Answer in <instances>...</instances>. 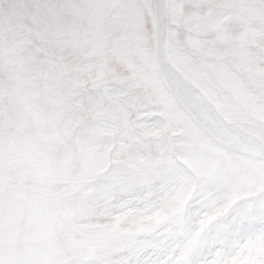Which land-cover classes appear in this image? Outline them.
I'll return each instance as SVG.
<instances>
[{
	"label": "snow or ice",
	"instance_id": "snow-or-ice-1",
	"mask_svg": "<svg viewBox=\"0 0 264 264\" xmlns=\"http://www.w3.org/2000/svg\"><path fill=\"white\" fill-rule=\"evenodd\" d=\"M257 245L264 0L0 6V264H228Z\"/></svg>",
	"mask_w": 264,
	"mask_h": 264
},
{
	"label": "rangeland",
	"instance_id": "rangeland-1",
	"mask_svg": "<svg viewBox=\"0 0 264 264\" xmlns=\"http://www.w3.org/2000/svg\"><path fill=\"white\" fill-rule=\"evenodd\" d=\"M179 206H182V201L177 205V207ZM222 211L223 210H218L213 216L208 218L206 223L214 220L217 216L222 215ZM165 215L166 213L162 212L150 217H143L139 220L129 221L127 224H125L124 221H117L112 228L113 230H119L123 226L124 230L133 228L136 230L147 229L150 228V226L152 227L153 225L158 224ZM246 254V257L242 262L240 261V256H237L232 259L231 264H264V245L252 246L246 251Z\"/></svg>",
	"mask_w": 264,
	"mask_h": 264
},
{
	"label": "clouds",
	"instance_id": "clouds-1",
	"mask_svg": "<svg viewBox=\"0 0 264 264\" xmlns=\"http://www.w3.org/2000/svg\"><path fill=\"white\" fill-rule=\"evenodd\" d=\"M5 3H6V0H0V5H4ZM257 246H259V245H257ZM246 255L247 254L245 253V254H243V255L240 256V261L241 262L245 259ZM231 261H229L228 264H231Z\"/></svg>",
	"mask_w": 264,
	"mask_h": 264
},
{
	"label": "bare ground",
	"instance_id": "bare-ground-1",
	"mask_svg": "<svg viewBox=\"0 0 264 264\" xmlns=\"http://www.w3.org/2000/svg\"><path fill=\"white\" fill-rule=\"evenodd\" d=\"M163 218V217H162ZM151 227V226H150Z\"/></svg>",
	"mask_w": 264,
	"mask_h": 264
}]
</instances>
